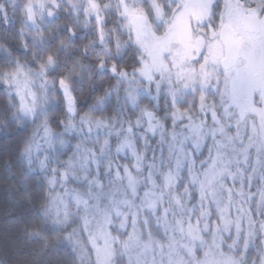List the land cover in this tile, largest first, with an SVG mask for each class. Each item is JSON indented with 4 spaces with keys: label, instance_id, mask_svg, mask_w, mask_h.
<instances>
[{
    "label": "rangeland",
    "instance_id": "1",
    "mask_svg": "<svg viewBox=\"0 0 264 264\" xmlns=\"http://www.w3.org/2000/svg\"><path fill=\"white\" fill-rule=\"evenodd\" d=\"M163 1L170 15L156 0H146L147 13L139 0L115 1L126 29L132 18L145 19L142 36L131 32L139 67L130 76H117L126 89L136 85L151 109L141 106L132 125L110 132L104 141V171L93 162L86 194L69 188L68 174H61L55 208L64 214L67 205L80 210L95 264H114L118 255L124 264H193L188 248L203 259L202 240L219 245L221 259L230 257V264H253L250 251L258 241L259 264H264V0ZM83 2L86 19L101 33L104 11L92 0ZM44 9L42 2L31 3L28 17ZM250 13L256 16L258 32L242 24ZM225 26L243 41L236 64L228 70L220 67L225 51L219 35ZM188 94H197L193 114L187 112L194 109L190 105L187 111L177 105ZM24 95L31 103L27 90ZM68 108L66 113L74 117L75 108ZM73 121L76 135H95L97 125ZM42 138L40 144L51 148L54 137ZM194 142L201 145L199 151ZM183 172L187 180L177 193ZM86 175L76 180L83 182ZM211 210L217 217L212 223ZM149 216L162 240L149 237ZM114 225L128 232L125 239L111 234Z\"/></svg>",
    "mask_w": 264,
    "mask_h": 264
},
{
    "label": "trees",
    "instance_id": "2",
    "mask_svg": "<svg viewBox=\"0 0 264 264\" xmlns=\"http://www.w3.org/2000/svg\"><path fill=\"white\" fill-rule=\"evenodd\" d=\"M50 1L0 0V264H95L80 210L67 205L66 215L55 208L61 174H68L69 188L86 194L93 162L98 163L100 173L104 171V141L110 132L132 125L141 106L151 109V102L139 95L136 85L126 89L117 76H130L138 69L139 52L130 30L117 17L116 0H92L104 11L101 33L86 19L83 0H52L54 6ZM35 2H42L45 9L42 14L35 11L30 19L27 7ZM156 2L170 15L165 1ZM139 3L147 13L146 0ZM48 57H52V64H48ZM41 64L46 68L43 77L37 75ZM113 66L116 76L111 73ZM21 68L31 77L29 86L37 97L31 114L21 110L16 86L5 83ZM61 79L74 100L76 113L72 118L66 113L68 103ZM195 98L197 94H188L177 105L182 111L190 105L194 109L187 112L193 114ZM132 102L139 106L132 108ZM79 119L91 127L97 125L95 135H76L73 129L77 122L73 120ZM45 126L54 137L51 148L40 144ZM84 174L85 181L76 180ZM107 178L103 177L104 181ZM186 180L183 172L177 193ZM210 216L211 223L217 219L213 210ZM148 219L147 229L150 233L158 230V236L152 238L159 239L160 228L152 217ZM60 220L62 223H56ZM110 232L121 239L128 233L116 225ZM222 249L226 252L225 246ZM261 256L262 246L256 241L250 260L259 264ZM121 262L124 257L116 256L114 264Z\"/></svg>",
    "mask_w": 264,
    "mask_h": 264
},
{
    "label": "snow or ice",
    "instance_id": "3",
    "mask_svg": "<svg viewBox=\"0 0 264 264\" xmlns=\"http://www.w3.org/2000/svg\"><path fill=\"white\" fill-rule=\"evenodd\" d=\"M101 39H103V34H101ZM52 57H48V64H52ZM112 71L115 72L116 68L113 66ZM12 79L10 81L6 80L5 83H10L16 86L17 95L21 100V110L25 113L31 114L36 107V93L30 88L31 77L23 71V69H18L17 72L12 73ZM41 77L46 75V68L43 64L40 66V72L37 74ZM24 77V79H21ZM60 85L64 89L65 97L68 100L69 111H74L72 105L74 103L71 92L69 91L68 85L66 82L61 79ZM43 87V86H42ZM27 90V95L31 99V103L25 99V91ZM45 135L50 136L51 132L47 126H45ZM67 215V214H66ZM194 239H201L199 236L193 237ZM202 246L206 247V250L203 252V259H198L195 254V249L193 247L188 248V253L192 258L193 264H230V257H223V253L219 252V245L207 244L202 240Z\"/></svg>",
    "mask_w": 264,
    "mask_h": 264
},
{
    "label": "water",
    "instance_id": "4",
    "mask_svg": "<svg viewBox=\"0 0 264 264\" xmlns=\"http://www.w3.org/2000/svg\"><path fill=\"white\" fill-rule=\"evenodd\" d=\"M242 24L250 31L256 26L255 21L249 16L243 17ZM219 40L225 51L224 59L221 61V67L224 70H228L235 65L239 53V45L233 48V30L230 27H223L220 30Z\"/></svg>",
    "mask_w": 264,
    "mask_h": 264
},
{
    "label": "flooded vegetation",
    "instance_id": "5",
    "mask_svg": "<svg viewBox=\"0 0 264 264\" xmlns=\"http://www.w3.org/2000/svg\"><path fill=\"white\" fill-rule=\"evenodd\" d=\"M172 6H174V4ZM250 15H251V18L255 20V24H256V26H255V28L253 30H254V32H258V22H257L256 16L254 14H252V13H250ZM132 19L133 20L130 22V27H129L130 33L132 31H136L140 36H142L143 35L142 34L143 33V26L145 24V22H144L145 19L140 18V17H136V18H132ZM212 20H216V18H213ZM248 35L250 36V35H253V34L248 33ZM232 45H233V48H236L239 45V53H240V49L242 48L241 46L243 45V41H242V39H239V38L235 39V37H234ZM239 53L237 55V58L239 56ZM237 58H236V62H237ZM220 63H221V61H220Z\"/></svg>",
    "mask_w": 264,
    "mask_h": 264
},
{
    "label": "clouds",
    "instance_id": "6",
    "mask_svg": "<svg viewBox=\"0 0 264 264\" xmlns=\"http://www.w3.org/2000/svg\"><path fill=\"white\" fill-rule=\"evenodd\" d=\"M194 147H195V149L197 151H199L201 145L198 144V143H196V142H194ZM56 223H62V220L56 221ZM120 227H124V222L123 221L121 222ZM133 227L138 229V225H136L135 223L133 224ZM148 235H149V237L158 236V230H154L153 232L149 233ZM159 238L161 240L163 239V237H159ZM121 264H124V262H121ZM128 264H131V262L129 261ZM184 264H190V261L189 260H186V261H184Z\"/></svg>",
    "mask_w": 264,
    "mask_h": 264
},
{
    "label": "bare ground",
    "instance_id": "7",
    "mask_svg": "<svg viewBox=\"0 0 264 264\" xmlns=\"http://www.w3.org/2000/svg\"><path fill=\"white\" fill-rule=\"evenodd\" d=\"M225 27H228V26H225ZM233 36H234V33H233ZM244 237V236H243Z\"/></svg>",
    "mask_w": 264,
    "mask_h": 264
}]
</instances>
